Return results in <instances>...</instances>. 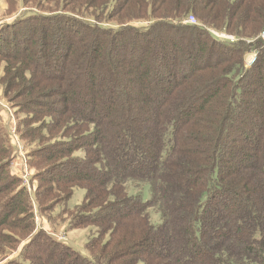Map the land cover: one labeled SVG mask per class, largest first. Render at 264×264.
<instances>
[{
	"label": "trees",
	"instance_id": "16d2710c",
	"mask_svg": "<svg viewBox=\"0 0 264 264\" xmlns=\"http://www.w3.org/2000/svg\"><path fill=\"white\" fill-rule=\"evenodd\" d=\"M20 1L0 26L14 35L10 48L0 32L1 80L29 88L38 123L19 136L55 169L37 173L48 186L35 197L52 207L83 189L68 226L91 227L86 253L43 231L23 264H264V0ZM190 13L201 24L183 23ZM7 153L0 192L17 180ZM26 197L17 185L0 198V226L29 227Z\"/></svg>",
	"mask_w": 264,
	"mask_h": 264
},
{
	"label": "rangeland",
	"instance_id": "374dc122",
	"mask_svg": "<svg viewBox=\"0 0 264 264\" xmlns=\"http://www.w3.org/2000/svg\"><path fill=\"white\" fill-rule=\"evenodd\" d=\"M21 4L22 3L19 0L18 5L15 3L14 6H10L8 0H0V26L5 25L10 21H14L16 17L28 10L27 8L22 7ZM32 10L37 11V8ZM132 11H136V9H132ZM189 16H192L194 19V22H190L189 24L193 25L200 23L196 16L192 13L182 20L183 23H188L186 20ZM133 24L141 25L143 23L133 22ZM0 29H2L0 30L2 36L6 37L8 43L7 47L12 48V43L9 42L14 36L12 34V30L10 28L6 29V27H0ZM209 29L214 28L210 27ZM216 31L226 35H231L234 40L236 39L233 34L225 30L218 31L216 29ZM260 33L261 38H264V30ZM193 35L194 33L192 34L190 32H184L183 37H186L188 42V40H190ZM187 42H182V48ZM188 50L189 49H182V51H178L176 54L178 58H176V60L186 57V53H189ZM250 50L251 52L249 51L244 56L245 66H249L246 63V59L249 57L254 59L256 54L253 48ZM1 57L2 56L0 55V58ZM161 59H163L161 67H166L169 60L167 61V59L164 58ZM5 63L6 62L0 59V144L3 145V148L8 149L7 173L16 177L17 180L16 183L11 186V188L0 192V198L10 195L16 189L17 185L25 187L27 197L24 198V202L28 206V213H30L32 217L29 220V227L24 230L10 229V226L6 224L4 226H0V264H23V260L17 255L21 252L27 254L30 257V252L34 250L37 251V242L32 246H25V244L35 238L36 235H39L38 238L36 236L35 239H39L41 246L46 244V242L48 243L47 236H49L53 237L59 242H66L72 248L78 250L81 253H86L84 244L87 241L89 233L91 232L90 225L83 224L81 226H68V223L70 222V216L68 213L75 211V205H79L82 202L84 193L83 189L75 187L69 198H65L63 193H59V195L63 197V200H61L59 203L56 202L52 207L49 206L51 205L50 203H52V200H49L48 196V200L46 198V200L44 199L37 202V197H35L37 189L44 191L45 187L48 186L46 181L38 180L37 173L41 172L43 169L51 170L53 167H51V162L38 160L37 155H31L32 150L37 152V137L31 140L30 138L26 139L19 136L20 131L29 130L32 127L37 126V114H34L32 110L30 111V104H26L28 96H26L25 93L29 88H22L12 85L14 77H10L7 82L1 80V78L5 75L3 70V67L6 65ZM47 70L50 71L51 66L50 68L48 67ZM60 70L61 73L64 74L65 70ZM172 72L174 77H176V74L178 73H184V71L179 69V67L177 70H173ZM4 77L7 79L8 76ZM31 107L37 108V103L33 104ZM262 133L264 132L261 131L258 134L257 140H262L264 137L262 136ZM254 151L255 150H253V152ZM81 154L82 153L80 150L76 151V156H81ZM253 156L255 157L256 154L254 153ZM54 171L55 169L51 170L47 176H50ZM6 181L7 176L5 179L4 177L0 179V185L4 182L6 183ZM128 183V188L133 186L130 192L146 189L144 184L130 181ZM144 197H148V194L145 193ZM147 211L152 222L159 220L158 214L154 208L150 207ZM11 215H14V213ZM43 231H45L44 233H46L47 236L45 234L44 236L38 234ZM25 262L28 264L27 261ZM25 262L24 264H26Z\"/></svg>",
	"mask_w": 264,
	"mask_h": 264
},
{
	"label": "built area",
	"instance_id": "2783aa9c",
	"mask_svg": "<svg viewBox=\"0 0 264 264\" xmlns=\"http://www.w3.org/2000/svg\"><path fill=\"white\" fill-rule=\"evenodd\" d=\"M186 21H187L188 23H190V22H194V19H193L192 16H189V17L187 18ZM209 33H210L211 35H213V36H214L216 39H218V40H222V41H226V42H231V41L234 40L233 37H232L231 35H226V34H223V33H219V32H217V31H215V30H209ZM252 60H253V58H251V57L247 58V59H246V63H247V65H250L251 62H252Z\"/></svg>",
	"mask_w": 264,
	"mask_h": 264
}]
</instances>
